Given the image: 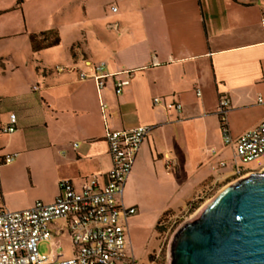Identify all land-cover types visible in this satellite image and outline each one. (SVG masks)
I'll return each mask as SVG.
<instances>
[{"label": "crops", "instance_id": "0c3cea01", "mask_svg": "<svg viewBox=\"0 0 264 264\" xmlns=\"http://www.w3.org/2000/svg\"><path fill=\"white\" fill-rule=\"evenodd\" d=\"M49 29L60 42L70 35L60 60L51 53L60 44L31 50L28 34ZM0 44V127L16 116L0 154H17L0 167V210L52 203L63 180L80 189L95 176L102 187L112 166L105 132L151 126L122 193L136 209L127 228L134 254L213 164L227 169L219 97L230 102L233 138L264 118V0H0ZM84 61L129 71V84L115 95L109 78L98 91L77 76Z\"/></svg>", "mask_w": 264, "mask_h": 264}, {"label": "built area", "instance_id": "2783aa9c", "mask_svg": "<svg viewBox=\"0 0 264 264\" xmlns=\"http://www.w3.org/2000/svg\"><path fill=\"white\" fill-rule=\"evenodd\" d=\"M111 11L115 12L116 8L111 7ZM83 65L84 70L76 71L79 80L91 81L98 91L109 78H113L115 95H120L129 84V71L108 74L103 62L84 61ZM73 70L55 67L56 72ZM159 103V98L153 99V104ZM164 106L177 113L182 108L180 103L173 101L166 102ZM229 106L225 96L219 97L216 116L222 143L231 150L232 175L238 178L244 173L240 164L259 161L256 171L264 169V118L255 127L233 138L227 122ZM101 108L105 106L102 104ZM151 130V126H138L105 132L112 166L105 174L102 187L98 186L95 176L90 177L80 189H76L69 180H63L52 203L36 201L27 209L0 210V264H135L127 228L128 220L136 214V209L123 204L122 193L139 149ZM15 131L16 116L9 113L5 124L0 127V134L12 135ZM16 157L17 154H0V167L11 164ZM226 166L227 163L220 160L211 168L216 170ZM58 222L65 226H57ZM64 231L71 239L72 256L60 259L58 255L50 261L39 252L37 244L60 241Z\"/></svg>", "mask_w": 264, "mask_h": 264}, {"label": "water", "instance_id": "95a60500", "mask_svg": "<svg viewBox=\"0 0 264 264\" xmlns=\"http://www.w3.org/2000/svg\"><path fill=\"white\" fill-rule=\"evenodd\" d=\"M168 264H264V171L225 186L183 223Z\"/></svg>", "mask_w": 264, "mask_h": 264}, {"label": "rangeland", "instance_id": "374dc122", "mask_svg": "<svg viewBox=\"0 0 264 264\" xmlns=\"http://www.w3.org/2000/svg\"><path fill=\"white\" fill-rule=\"evenodd\" d=\"M70 40V35L68 33H63L60 48L54 50L55 52H51L52 54L55 53L56 59L60 60L65 55L66 47ZM19 73H23V70L19 69ZM259 165V161L240 164L244 169V173L238 178L232 175L230 162H228V167L225 170L224 168L216 170L211 168L212 175L200 182L191 191L190 197L186 200L184 206L174 211H168L163 215L158 225H155L156 228L154 227L151 231L143 247H141V251L138 254L132 252L135 264H168L169 244L175 231L183 223L190 220L193 215L222 188L249 174L260 172L256 171ZM61 224L62 222H58L57 226H65ZM37 246L39 252L46 255L50 261L55 259L58 255H60V259H68L72 256L71 239L67 231L63 232L60 241L39 242Z\"/></svg>", "mask_w": 264, "mask_h": 264}, {"label": "trees", "instance_id": "16d2710c", "mask_svg": "<svg viewBox=\"0 0 264 264\" xmlns=\"http://www.w3.org/2000/svg\"><path fill=\"white\" fill-rule=\"evenodd\" d=\"M28 39L33 53H36L41 50L49 49L58 46L60 44V36L58 32L53 29L44 30L38 33H30L28 34ZM167 212L168 211H165L161 215L156 226L158 225L162 216L165 215Z\"/></svg>", "mask_w": 264, "mask_h": 264}, {"label": "bare ground", "instance_id": "6f19581e", "mask_svg": "<svg viewBox=\"0 0 264 264\" xmlns=\"http://www.w3.org/2000/svg\"><path fill=\"white\" fill-rule=\"evenodd\" d=\"M264 171V169L263 170H261L260 172H263ZM260 172H256V173H260Z\"/></svg>", "mask_w": 264, "mask_h": 264}]
</instances>
